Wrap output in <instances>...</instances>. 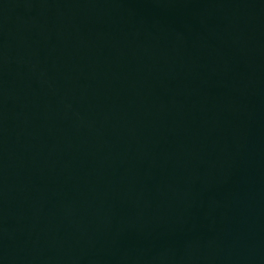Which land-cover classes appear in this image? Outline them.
I'll use <instances>...</instances> for the list:
<instances>
[{
    "label": "water",
    "instance_id": "95a60500",
    "mask_svg": "<svg viewBox=\"0 0 264 264\" xmlns=\"http://www.w3.org/2000/svg\"><path fill=\"white\" fill-rule=\"evenodd\" d=\"M0 264H264V0H0Z\"/></svg>",
    "mask_w": 264,
    "mask_h": 264
}]
</instances>
